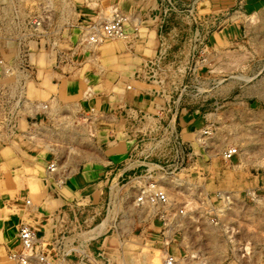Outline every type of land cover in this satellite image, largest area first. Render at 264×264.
<instances>
[{
  "label": "rangeland",
  "instance_id": "obj_1",
  "mask_svg": "<svg viewBox=\"0 0 264 264\" xmlns=\"http://www.w3.org/2000/svg\"><path fill=\"white\" fill-rule=\"evenodd\" d=\"M191 1L197 28L190 31L171 17L161 36L153 18L157 0H0V49L12 60L0 58V71L12 74L5 73L2 82L21 109H84L89 88L99 86L84 78L85 69L102 74L110 61L102 50L120 52L113 61L114 78H99L100 98L114 110L113 118L87 112L81 120L60 118L55 126L17 128L18 139L51 153L53 160L31 178L15 177L17 192L2 206L0 193L5 222L0 264H17L8 255L19 249L20 223L37 230L45 255L60 264H164L166 253L176 264H264V0L177 2L186 6ZM115 14L127 19L124 36L103 37V23ZM30 17L43 21L27 36ZM91 36L98 42L92 43ZM161 43L167 58L153 67L154 79L144 78L143 67L127 75L120 74L121 67L118 74L117 57L123 64L140 52L148 60ZM74 48L94 53L89 60L73 59ZM59 56L65 57L70 75L62 80V91L52 76L56 66L45 62ZM72 83L84 90L68 88ZM151 88L161 95L159 107L171 106L176 116L181 109L192 114L187 135L175 125L161 126L155 120L157 107L144 117L125 109L124 91ZM107 139L118 145L131 141L123 164L144 169L136 175L152 171L173 209H183L185 216L163 226L160 209L137 207L133 175L115 178L91 197L55 189L79 167L95 163ZM231 148L237 155L226 161L224 151ZM136 160L142 161L140 167ZM53 162L56 170L50 176ZM44 179L55 183L61 199L42 187ZM24 183H31L30 191L21 190ZM56 240L59 249L51 246Z\"/></svg>",
  "mask_w": 264,
  "mask_h": 264
},
{
  "label": "crops",
  "instance_id": "obj_2",
  "mask_svg": "<svg viewBox=\"0 0 264 264\" xmlns=\"http://www.w3.org/2000/svg\"><path fill=\"white\" fill-rule=\"evenodd\" d=\"M69 47L71 49L72 45H69ZM6 49L8 51L10 50L8 47ZM116 50V48L111 49L108 47L102 50V54L106 56L105 59L110 60L105 61L107 62V65H105L104 68V71L106 72H102L101 74L100 70L99 72L95 73L92 71L93 69H85V72L89 73L84 78L89 79L93 84L98 83L99 86H93L89 88V93L86 95L87 99L85 100L86 106L84 109H72L71 107L66 108L59 105L49 108L45 107L43 109H21L17 104L18 101L15 99V96L11 94L6 87H4L2 82L5 78V73H10H7L6 71L4 73L3 71H0V127L2 128L3 132L0 134V193L3 195L1 206L4 201L8 199V197H11V195L15 196V193L17 192V183L14 181L15 177L21 178V181L25 176L31 178L34 171H37V173H39V171H44L45 163H49L53 160V155L51 153L46 154L45 150L37 149L34 146L28 145L29 141L27 139H25V141L16 137L17 135L15 134L17 133V128L20 125H25L27 127L32 125L34 128H38L39 126H42V124L45 126H47L46 124H49V126H55V124L58 125V123L62 122L60 118L69 116L81 120L85 114H88L87 112H93L96 116L107 114L109 117H114V110H112L107 101H103L100 98L102 95V88L99 84V78L105 80L109 79L110 81L114 78L113 75L115 74H113V69L115 64L113 61H115V56L120 54V52ZM4 51L5 50L2 48L0 49V58L3 59L4 57L5 61L10 63L12 60H7V52ZM74 51L75 55H73V59H83V61L89 60L91 55L94 53L92 48H87L86 50H83V52H80L78 48H74ZM64 53L67 52L64 51ZM59 57L61 58V56ZM60 58L53 60L51 57H48L45 59V62L48 63L51 69L56 66L57 71L54 72V70H52V76L56 80L57 88L60 89L59 91H62V80L70 78V75L66 74V65L63 63L65 57L64 59ZM145 58L146 56L139 52L134 54L131 58L125 59V63L122 64L119 57H117L116 62L118 66L116 67L119 69L117 71L118 74L121 71V67L123 68V71L120 73L121 75H127L129 71L133 73L137 67H143ZM59 63H61V65ZM75 78L78 79L81 77L76 75ZM134 82L138 83L137 81ZM68 86V88L71 87L72 90H77L82 87V84L72 83V86L70 84ZM79 90L83 91L84 88ZM140 96L142 98H140ZM149 96L152 98H149ZM159 97H161V95L155 88L139 89L124 91L122 94V101L125 104V109L130 107L129 110L134 111L136 115L141 117L149 115L148 113H152L150 111H153V108L155 109L157 107V109L161 111H159V113L156 115L155 120L161 124V126L167 125L168 127H172L175 125L180 128L182 134L187 135L190 126L193 125L192 119L190 118L192 114H184L183 112H187V110L183 111V109H181L178 112L179 116H176V110L172 109L171 106L169 107V105L165 104L163 108L159 107L158 102L161 101ZM152 104H155L154 107ZM83 110L85 113H83ZM113 142H115L113 139H107L104 149L98 156L97 160H95V163L90 164L89 166L79 167L73 175L69 176L67 179H64L61 185H57L55 189L60 188L63 190L64 195L68 193L78 196L87 194V197H91L93 196L94 192L97 191V189L101 188L100 190H103L107 183L113 181L115 178L122 176L129 178L130 175L142 173L144 171L142 168L139 170H134L126 166V162L123 164V162L126 161L124 156L129 155V153L132 151L131 146L128 144L131 141H126L121 145H118V142L113 144ZM138 162L140 165L137 166L140 167L142 165V161ZM47 173L50 176L53 175V173H49L48 170ZM24 184L26 185H23L21 190H25L26 192L30 191L31 183ZM41 185L44 189L50 191L48 186L49 184L47 185L42 181ZM52 185L55 186V183L53 182ZM55 189L54 191H56ZM54 191L50 192L54 195ZM56 196L58 197L57 199H61L59 194ZM65 206L66 204H63L61 205V208H64ZM0 220V234L3 235V226L5 225L4 217L0 216ZM99 226H101V224ZM98 233L99 231L97 234Z\"/></svg>",
  "mask_w": 264,
  "mask_h": 264
},
{
  "label": "built area",
  "instance_id": "obj_3",
  "mask_svg": "<svg viewBox=\"0 0 264 264\" xmlns=\"http://www.w3.org/2000/svg\"><path fill=\"white\" fill-rule=\"evenodd\" d=\"M178 0H157L156 7L154 9L155 14L153 18L155 21L158 22V28L160 35L162 36V32L167 29L169 25V19L173 17L174 20H182L186 24L188 30H192L193 25L191 19H195V16L198 14L194 3L187 4L186 6L178 4ZM185 7V9H182ZM42 19L38 17H30L26 22V30L27 36H31V32L39 31V28L42 26ZM127 19L123 16L114 15L111 20L107 23H103L101 27V32L103 37L108 38H121L124 36V23ZM166 27V28H165ZM100 28V27H99ZM194 28V29H195ZM208 32V30L206 31ZM99 37L91 36L90 41L92 43H97ZM23 40V39H22ZM21 43L18 44V47ZM166 45L165 43L160 44V49L154 55L153 58L145 60L143 64V69L145 73V79H154L155 72L153 67H156L157 64L166 63L165 59L167 55L161 49L162 46ZM2 64V61L0 60ZM170 64V63H169ZM9 72V70L7 71ZM137 77L139 75L137 74ZM45 108V106L43 107ZM237 155V149L231 148L224 151V159L226 161H230ZM55 162L51 163L48 167V172L53 173L55 168ZM152 171L147 170L144 175H136L133 176L136 182L137 194L134 200V203L137 207L140 208H156L160 209L159 213V220L162 222L163 226H168L171 222L175 221L177 218H181L185 216L183 209H173V203L170 201L165 188L157 181L156 178H152L150 176ZM146 176V177H144ZM145 178L146 180H143ZM48 179H44L47 181ZM48 182V181H47ZM62 183V181H60ZM59 181L57 184L61 185ZM49 186L50 191H54V185L52 183H46ZM56 194V191H54ZM17 239L19 243V249L14 252H10L8 255L9 260L15 262L17 264H60L59 260L58 263H55L53 259H50L48 256L45 255L43 243H40L38 239V232L35 228L20 223L17 229ZM51 246L54 248L57 247L59 249L60 243L56 240L54 243H51ZM62 257L66 255L63 253L61 254ZM64 260V259H63ZM165 264H176V260L174 256L171 254L166 253V257L164 259ZM63 262V261H62Z\"/></svg>",
  "mask_w": 264,
  "mask_h": 264
},
{
  "label": "bare ground",
  "instance_id": "obj_4",
  "mask_svg": "<svg viewBox=\"0 0 264 264\" xmlns=\"http://www.w3.org/2000/svg\"><path fill=\"white\" fill-rule=\"evenodd\" d=\"M170 201H171V200H170ZM174 209H175V208H174ZM165 257H166V254H165L164 258H163V261H164ZM164 264H165V261H164Z\"/></svg>",
  "mask_w": 264,
  "mask_h": 264
}]
</instances>
